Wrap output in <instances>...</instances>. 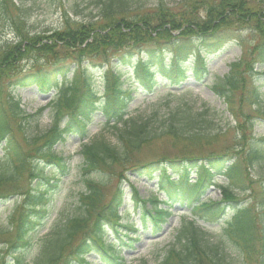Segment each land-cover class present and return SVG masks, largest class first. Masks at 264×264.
I'll return each mask as SVG.
<instances>
[{"label": "trees", "instance_id": "obj_1", "mask_svg": "<svg viewBox=\"0 0 264 264\" xmlns=\"http://www.w3.org/2000/svg\"><path fill=\"white\" fill-rule=\"evenodd\" d=\"M133 1L99 0L97 15L88 22L64 16L60 28L19 31L12 42L0 46V202L10 204L7 222L0 224V264H126L121 247L131 245L121 237L135 241L128 237L135 223L123 221L119 208L129 200L133 208L142 207L140 223L150 222L154 232L174 204L192 214L159 262L140 264H238L221 245L206 240L199 221H221L242 259L264 264V137L245 138L247 128L234 117L242 132L238 149L141 162L137 153L154 140L170 137L206 144L226 129L215 128L208 109L197 111L187 102L170 106L168 101L162 114L157 106L145 115L144 110H127L133 90L152 93L159 79L181 86L190 78L205 77L206 62L191 49L193 39L218 42L222 35L247 29L254 35L248 53L264 63V0H184L178 9L162 0L149 7H133ZM9 2L13 0H0L1 9ZM166 47L172 54L167 63ZM24 59L33 64L20 72ZM39 59L45 68L36 64ZM239 65L231 63L229 72L212 86L230 109L244 86ZM30 85L42 95L51 94L47 105L55 117L43 130L36 124L47 105L26 112L15 97L16 89ZM97 113L102 125L113 129L114 143L102 135L88 136L87 126ZM64 115L67 121L60 126L58 118ZM72 132L87 139L79 152L81 188L68 214L47 227L63 178L72 169L54 147ZM127 173L154 180V191L149 189L143 199L127 182ZM216 177L223 178L222 183H216ZM22 180L27 183L21 185ZM10 186L20 189L9 192ZM209 186L219 190L218 200L204 197ZM124 212L125 217L129 209ZM106 226L112 240L105 236ZM89 254L97 260L89 261Z\"/></svg>", "mask_w": 264, "mask_h": 264}, {"label": "rangeland", "instance_id": "obj_2", "mask_svg": "<svg viewBox=\"0 0 264 264\" xmlns=\"http://www.w3.org/2000/svg\"><path fill=\"white\" fill-rule=\"evenodd\" d=\"M156 1L158 0H134L133 7L141 6L142 4L146 7L153 6ZM162 1L174 9H178L184 2V0ZM18 7L22 9L21 13ZM98 9L99 0H13V3H8L6 9L3 10L0 7V46L12 42L19 31L22 33L48 32L52 29L60 28L63 25L64 16L70 21L88 22L97 15ZM13 21H17L16 28L12 23ZM252 35L253 33L245 29L233 31L229 36L222 35L218 42L193 39L190 44L191 49L193 52H198L204 56L208 71L201 81L190 78L181 86L176 87L168 85L166 80L159 79L157 91L152 93L141 90L132 91L133 97L128 105V109L132 114L141 110L145 111L144 115L149 114V110L153 106L159 107L162 114L167 111L166 103L168 101L170 106L179 101L182 103L187 102L197 111L208 109L216 123L215 128L226 129L225 133L216 134L206 144L203 141L193 143L186 140L174 141L170 137H162L145 145L136 155L138 160L145 162L159 160L161 157L173 159L185 155L205 156L207 154H219L232 148L238 149V145L242 141L240 139L242 132L241 128L238 129L235 118L245 126L244 129L247 128L243 134L245 138L248 135L254 137L264 136V63L252 59L248 53L247 47L252 44L254 36ZM166 48L167 63L172 54L170 48ZM67 61L69 60L65 62ZM238 61L244 86L235 93L233 103L230 105L232 108L230 109L222 97L213 93L212 86L220 82L229 72L231 63ZM32 64V60L24 59L19 63L18 71L25 72L29 70ZM36 64L43 65L44 61L42 59L36 60ZM46 65H43V67L45 68ZM118 68L122 67L119 66ZM14 92L16 94L15 97H19L20 103L26 112H33L35 109L44 106L51 95L40 94L34 85L19 87ZM254 92L257 93V98L254 97ZM257 99L260 100L258 105L256 104ZM232 111L234 112L233 115H231ZM54 115L55 112L52 107L47 105L41 116L38 117L37 128L43 130L49 127L55 117ZM66 121V115L58 118V122L61 125ZM101 121L102 117L97 113L87 127L89 136L102 135L111 143H114L113 129L102 126ZM249 125H251L250 130H248ZM81 142L78 134L72 132L64 142L55 146V150L67 158L72 169L70 175L63 178V187L60 194L56 197L55 208L48 220L47 227L50 226L54 219L68 214L70 211L69 207L81 188V176L77 172L82 160L79 154ZM257 168H255L253 174L257 171ZM261 169L264 170V168ZM127 176V182L137 188L143 199L149 196V189L152 188L154 191V180H151L146 175L135 176L127 173ZM193 177L191 175L190 179H193ZM215 179L216 183H221L223 178L216 177ZM127 182H123V187L129 193ZM26 183L25 180L21 181V185ZM115 183V180L110 182L106 200L111 195ZM19 189L17 186H10L8 191H19ZM204 197L218 200L220 194L217 187L209 186ZM158 198L160 200L163 198L161 193H158ZM8 202L7 200L0 202V224L7 222V215L10 211ZM146 205L148 206V204ZM160 205L164 206L162 203ZM132 206V201L129 200L128 203L119 208V214L123 216V221L128 218L129 221L135 223V232L134 234H129L128 237L136 239L135 241H130L129 238L123 235L121 237L122 241L130 243L131 246H122L121 254L125 258L126 264H140L141 261L148 263L159 262L166 250L175 245V237L182 222L189 220L192 215L187 207L174 204L169 208V215L166 220L161 222L160 230L154 232L150 222H146L144 226L139 222L142 207L135 209ZM125 208H128L129 212L124 217ZM198 223L201 225L206 240L212 244L221 245L238 264H254L242 259L238 250L233 247L222 229L223 224L221 221L207 223L199 221ZM106 228L109 230L108 226ZM46 230L47 228L43 232ZM111 233L110 230L105 232V236L109 240L113 239V234ZM87 259L89 261L97 260L94 254H89Z\"/></svg>", "mask_w": 264, "mask_h": 264}]
</instances>
